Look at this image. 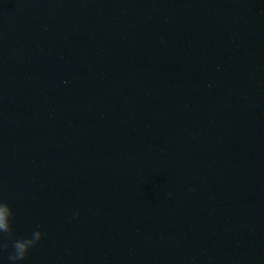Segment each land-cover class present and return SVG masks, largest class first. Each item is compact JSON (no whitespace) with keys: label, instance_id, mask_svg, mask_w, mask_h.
Masks as SVG:
<instances>
[{"label":"water","instance_id":"obj_1","mask_svg":"<svg viewBox=\"0 0 264 264\" xmlns=\"http://www.w3.org/2000/svg\"><path fill=\"white\" fill-rule=\"evenodd\" d=\"M0 202V264H264V0H0Z\"/></svg>","mask_w":264,"mask_h":264},{"label":"clouds","instance_id":"obj_2","mask_svg":"<svg viewBox=\"0 0 264 264\" xmlns=\"http://www.w3.org/2000/svg\"><path fill=\"white\" fill-rule=\"evenodd\" d=\"M171 195V193H169ZM13 216L12 209L7 203L0 202V233L8 234L9 238L12 235L11 218ZM43 234L40 231H35L31 239H19L13 244L14 252L9 256L12 262L22 261L26 258L28 250L35 246L42 239ZM6 249L7 244L0 245Z\"/></svg>","mask_w":264,"mask_h":264}]
</instances>
